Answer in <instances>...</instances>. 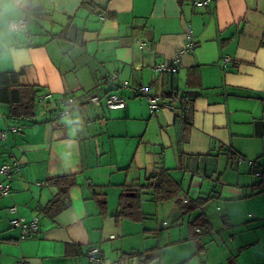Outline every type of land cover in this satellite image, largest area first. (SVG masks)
<instances>
[{
  "label": "crops",
  "instance_id": "0c3cea01",
  "mask_svg": "<svg viewBox=\"0 0 264 264\" xmlns=\"http://www.w3.org/2000/svg\"><path fill=\"white\" fill-rule=\"evenodd\" d=\"M23 16L26 29L11 31ZM188 27L195 50L177 73H154L178 55ZM11 72L41 96L34 120L0 103V166L20 164L0 196V264H91L92 246L108 264H205L207 233L219 243L213 264H264V0H0V73ZM184 91L199 92L188 121L165 99ZM108 94L125 107L106 108ZM162 174L180 186L176 196L160 203L144 190L139 219L118 215L125 188ZM56 178L69 179L63 195ZM197 199L208 201L183 213ZM198 216L204 227L192 239ZM17 217L37 218L38 234L20 239ZM187 241L189 255L170 251Z\"/></svg>",
  "mask_w": 264,
  "mask_h": 264
},
{
  "label": "trees",
  "instance_id": "16d2710c",
  "mask_svg": "<svg viewBox=\"0 0 264 264\" xmlns=\"http://www.w3.org/2000/svg\"><path fill=\"white\" fill-rule=\"evenodd\" d=\"M84 5H88L87 1H84ZM263 44V43H262ZM20 72L0 73V103H6L10 110L11 116L15 119H27L34 120L35 108L38 104L37 99L41 96L40 90L35 87L21 86L17 82V77ZM165 99L172 103L178 101L182 108L183 115L181 116L186 121L190 119L191 109L188 107L191 100L187 96L178 98L177 94L170 93L165 96ZM56 107L58 103H55ZM260 171V177H261ZM52 184L61 186L60 195H63L64 191L70 186L68 178H56L53 179ZM148 187L135 186L132 188H125L119 199V216L127 218L141 217V213H135L141 204V196L144 195V190H152L151 194L154 196L157 202H165L172 199L177 193L180 192V186L170 179L167 175H158L150 179ZM261 184V182H260ZM208 199H197L190 201L181 207V210L185 214H189L195 210H198L206 203ZM204 218L198 216L188 223V234L192 239L197 235L198 229H202Z\"/></svg>",
  "mask_w": 264,
  "mask_h": 264
},
{
  "label": "built area",
  "instance_id": "2783aa9c",
  "mask_svg": "<svg viewBox=\"0 0 264 264\" xmlns=\"http://www.w3.org/2000/svg\"><path fill=\"white\" fill-rule=\"evenodd\" d=\"M196 5H200V2H195ZM28 23V19L26 16H23L20 18L17 22L11 23L9 25V29L11 31H19V30H25L26 26ZM184 45L182 46L180 52L178 55L172 60V62L169 65L165 64H158L153 68V72L156 74L159 73H171L175 74L179 71L180 63H179V58L182 54L185 53H191L195 50L196 48V42L193 38V35L191 33V29L188 27L185 31L184 34ZM136 45H138L139 48L142 47V43L139 40H135ZM231 62V58L229 56H224L222 58V65L225 67ZM116 80L115 75L110 76L107 81L109 83H113ZM100 83V82H99ZM120 85L122 87H128L127 82H120ZM138 95L142 96L145 98L150 111L155 112L157 111L160 106L157 103V98L154 95H151L145 86H140L139 88H136L134 90ZM100 97L99 96H91L88 98L89 103H97L99 102ZM62 104L72 106L74 105V100L73 99H68V100H63L61 101ZM104 105L106 108L110 110H118V109H123L125 107V100L115 94H108L105 97V102ZM167 107V106H165ZM6 133L3 131H0V140L5 139ZM235 161L238 164H241L244 161V158L242 156H236ZM254 162L248 161V164L252 165ZM20 170V164L16 161L13 162H6L0 166V196H7L10 194V186L7 183V181L11 178L13 173L15 171ZM256 174L260 176V171H257ZM40 185H44V183H40ZM9 213L14 214L16 212V206H12L8 209ZM10 226L12 228H17L20 230V239H28V238H34L38 232H39V227H38V219L33 218V220L27 222L23 218L17 217L13 218L10 221ZM99 249L95 246H92L89 248L87 252V256L89 260L91 261V264H108L107 261H104L103 259L100 258L99 256ZM15 264H28V261L25 259H20L18 260Z\"/></svg>",
  "mask_w": 264,
  "mask_h": 264
},
{
  "label": "rangeland",
  "instance_id": "374dc122",
  "mask_svg": "<svg viewBox=\"0 0 264 264\" xmlns=\"http://www.w3.org/2000/svg\"><path fill=\"white\" fill-rule=\"evenodd\" d=\"M213 225H214L215 230H219L220 224H219L218 221L214 222ZM178 228H180V227H173L172 229H176L178 231ZM163 234H165V233H163ZM215 238H216V236H212L209 233H207L206 235L205 234L203 235L204 242L206 243V244L203 245L204 248H205V253H206V255L204 256L205 257V262H204L205 264H213L211 262V259L213 257L215 258L214 262L218 263L217 262L218 261V257L215 254L216 250L214 249V245L219 244V243H218V241ZM179 246L180 247H177V249H171L170 251L174 252L175 250H177V252L179 254L189 255L191 253L190 251L193 248L195 249V245L191 241H187L186 245H179ZM166 254L168 255V253H166Z\"/></svg>",
  "mask_w": 264,
  "mask_h": 264
},
{
  "label": "water",
  "instance_id": "95a60500",
  "mask_svg": "<svg viewBox=\"0 0 264 264\" xmlns=\"http://www.w3.org/2000/svg\"><path fill=\"white\" fill-rule=\"evenodd\" d=\"M183 94L186 95L190 100H193L197 95H199V92L184 91Z\"/></svg>",
  "mask_w": 264,
  "mask_h": 264
}]
</instances>
